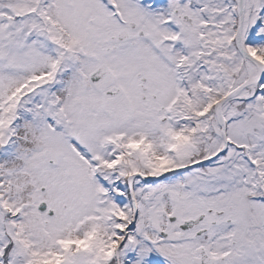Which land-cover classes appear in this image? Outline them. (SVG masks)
<instances>
[{"label":"snow or ice","instance_id":"1","mask_svg":"<svg viewBox=\"0 0 264 264\" xmlns=\"http://www.w3.org/2000/svg\"><path fill=\"white\" fill-rule=\"evenodd\" d=\"M0 264H264V0H0Z\"/></svg>","mask_w":264,"mask_h":264}]
</instances>
